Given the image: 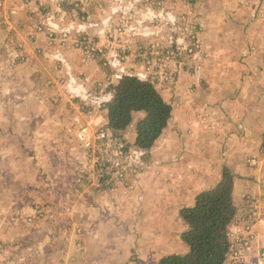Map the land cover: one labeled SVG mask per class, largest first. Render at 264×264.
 <instances>
[{"label": "rangeland", "instance_id": "1", "mask_svg": "<svg viewBox=\"0 0 264 264\" xmlns=\"http://www.w3.org/2000/svg\"><path fill=\"white\" fill-rule=\"evenodd\" d=\"M240 3L0 0L1 113L15 110L19 117H27L40 112L43 96L26 94L23 79L32 66H50L49 58L41 55L46 52L60 51L74 60L85 55L92 61L89 72H104L100 80L87 78L84 92L73 93L79 100L74 101L76 129L85 128L77 137L80 130L75 129V141L53 134L55 127L66 129L68 122L54 121L49 128L44 124L51 132L49 140H63L64 148L48 157L57 160L60 155L63 164L50 170L46 182L37 166L21 165L19 158L0 161V182L7 181L0 189V264H110L114 259H107V251L112 245L121 247V241L129 243L130 264H139V251L150 255L152 246L161 257L181 254L174 237L179 233L177 221H182L183 208L178 207L183 205L165 198L152 180V162L159 155L175 160L156 170L172 175L158 186L163 183L166 193L180 188L175 195L179 200L183 189L188 192L183 179L189 182V176L192 188L203 186L200 193L216 185L224 167L238 176L234 191L238 213L231 239L243 242L236 243L241 257L235 264H264V15L257 21L254 11ZM90 19L105 22L100 32H87L99 25ZM56 25L61 27L59 36L51 38ZM75 49L83 55H76ZM128 50L133 52L130 57L120 55ZM119 66L151 81L173 107V134L162 138L161 145L156 142L159 151L152 150L156 143L149 154L135 146L143 113L119 136L104 129L107 111L102 98ZM41 75L37 73L32 84H40ZM8 97L16 102L11 104ZM42 110L54 111L51 105ZM192 129L200 132L188 148L185 140ZM205 156L206 164L200 160ZM97 208L107 210L105 215ZM141 241L143 245L133 251Z\"/></svg>", "mask_w": 264, "mask_h": 264}, {"label": "crops", "instance_id": "2", "mask_svg": "<svg viewBox=\"0 0 264 264\" xmlns=\"http://www.w3.org/2000/svg\"><path fill=\"white\" fill-rule=\"evenodd\" d=\"M241 2L242 3H240V5L245 6V9L247 7L248 9H251L252 11H254V15H257V21H259L260 18L262 19V15H264L263 13L264 0H241ZM256 9L258 10L257 12H255ZM107 18L109 17H106L104 19L106 20ZM46 20L50 22V19L47 17H46ZM253 21H256V17L253 19ZM89 22H91L94 26H96V24H99L98 27L97 28L95 27L94 29H89L90 27H88L87 32H90L91 35L96 34L97 32H100L102 30L100 28L102 26L101 24L105 23L104 21H96L95 19H90ZM57 25L55 26V28L57 29L56 32H52L54 30H51V33H49L51 35V38L59 36L57 31L58 29L61 30L60 26L62 24H60V26H57ZM80 27L81 25H78L77 28L79 29ZM44 28H47V26H44ZM74 29L78 30L75 27H73V30ZM96 41L99 42V40L97 39ZM78 50L79 49L77 50L75 49V52H76L75 54L81 55L82 53L80 52V50L79 51ZM103 50L105 54L109 53L108 50L106 49H103ZM132 53L133 52L130 50L124 51V52L122 51L120 55H124L125 57H130ZM41 55L42 57L46 56L47 58H49L48 61L50 63V66L43 67L44 68L43 72H42L43 68L39 69L37 66L36 67L32 66V69L30 71L28 70L27 73L25 74V77L23 79V85L25 86L26 94L31 95V96L42 95L44 100L40 99L41 101H39V104L40 103L44 104L45 107L44 105H42L43 107L40 108L41 109L40 112H38L37 110L32 111L31 114L28 115L27 117H19L17 111L15 110L11 111L10 114H4L0 112V156H1L0 161H2L1 164H4L5 161H9V160L13 161V160H16V158H19L22 161L21 165H24V163H27V164H30L31 166H35V167L37 166L39 167L41 171V175L43 174L44 181L46 182L50 178L49 177L51 173L50 170L60 168L62 167V164H63L62 162L63 160H61L60 155H58L59 158L57 160H54V159L49 160L48 157H51V152L55 151L56 153H58V151L64 150V148H60V146L63 144V140L57 139L54 141V143L51 140H49V136L51 135V132L47 130V127H45L44 124L48 125V128H49L51 126L50 123L54 121L58 123V120H59L60 124L65 123V125H66V122H68L69 126L67 127L66 125V129H64L63 127L58 129V127H55L54 128L55 131L53 134L54 136H61V137L66 136L69 138L71 136V139L75 141L78 133L85 128H79L78 130L80 131L77 132L76 137L74 136L73 132L77 128L75 121H77L79 117L76 106L74 105V101L75 103H77L79 102V100L74 99L73 93L74 94L79 93L85 89V87L82 84H84V81H86L87 78H90L91 81L100 80L102 76L104 75V72L102 71V69H99V70L97 69V71L95 72H92V71L89 72L88 68L92 66V63H91L92 61H87L85 58V55L83 54L82 55L84 57L82 59H80L81 57L78 56L80 58H75V60L71 59L69 56L63 54L60 51H54V50H52L51 52L50 51L46 52L45 54H41ZM25 59L27 61L29 60V58H25ZM119 61L123 62L122 59ZM120 66H119V69L118 68L113 69V70H117V72L114 71V73H112L113 78L109 79L107 86L112 81L120 80V78L124 76V74L132 73V71H127L125 68H121ZM120 69L122 70V72L118 71ZM37 73H44V76L41 75V83L32 84V82L35 81L34 77H36ZM45 93L50 94L48 95L49 96L48 98L47 97L45 98V95H43ZM104 95L105 96L102 98L103 102L107 103L108 101L111 100L110 99L111 94L108 89L106 90ZM8 99H10L11 104H14L16 102V100L11 97H8ZM27 100L30 101V98H28ZM66 101L67 103H65ZM47 105H51L53 107L54 111L52 113L48 112L47 110H44V111L42 110L44 108H47ZM103 105L105 107V104ZM37 112L38 114H36ZM174 120H175V115L173 112V117L171 121L174 122ZM171 121L169 123V126L163 132L162 136L160 137L158 141L160 145H161L160 140L162 138L167 136V134L168 136L173 134V129H172L173 126H172ZM87 122H88V118H87ZM36 123H37V127L39 126L38 128L36 127ZM199 129H195V130L192 129L191 131L188 132V135H191L189 138L185 140V143L187 144L188 148L189 147L192 148L193 146V145H190L189 143H191L192 141H195V142L197 141V136H198L197 134H199L200 132ZM78 130L76 129V131ZM19 137L23 138L22 139L24 141L23 144H21L20 142L21 139H19ZM155 147L152 149L153 151L154 149L161 150V147L159 145H157V148ZM67 148L72 149V147H67ZM205 151H207V147H205ZM37 152H38V156L36 155ZM20 153H23V155H20ZM206 157L207 156H205V158L203 157L200 159V160L205 161V164L207 163ZM173 160L175 159H173L172 157L162 158V156L159 155L157 159H155L152 162V165L154 167L153 170H155V172H153V175H152V180L153 182L156 183L158 192L160 193L163 192L165 194V198H168L169 201L178 200V202H180L181 205H183L178 208L192 207L195 203V199L197 195L202 191V188H201L202 185L199 187L192 188V185L190 183L191 176H189V182H185V179H183V184L184 185L186 184L187 186H189L187 187L189 189H188V192H185V189H183L184 194H182V198L180 200L175 198V195L177 194L176 192L181 191L179 190L180 188L173 187V189H171L172 191H170L169 193H166L165 189L161 187L163 183L160 184V188L158 186V184L163 182L166 179V177L170 179L172 175L170 174L159 175L158 171L156 170L162 169L164 168V166L166 167L171 166ZM183 167H187V166L183 165ZM161 176H164V177H161ZM186 177L187 176H184V178ZM56 178L57 177H55V179ZM220 178H221V175L217 176L215 184L219 182ZM6 182H7L6 180H2L0 182V189H5L7 185ZM23 191L25 192L27 190L23 189ZM157 194L158 193H155L154 195H157ZM97 209H100V208H97ZM100 210H102V214L105 215V212L107 210L105 209H100ZM179 210L177 209V214H179ZM88 211H91V209H89ZM177 222L179 224V233L175 235L174 239H176V241L178 242L177 245L179 249L176 252L185 253L188 251V248L182 242L180 238L182 231H184L185 229V225L181 220H178ZM124 229L126 230L125 226H124ZM230 229H231V235L235 236V223H233ZM115 236H117V234H115ZM162 240H163V237L160 239L159 242H161ZM232 241L234 242L235 239ZM120 243L122 244L121 247H119V245L117 246L110 245L112 250H108L107 251L108 255L107 256L104 255V256H106L108 260L114 259V261L119 264H130V260L128 257L129 254H127L128 252L127 248H129V243L128 241H126L125 243L121 241ZM143 243L144 242L141 241L139 244H137L133 251L137 252L140 248L139 245H143ZM151 248H152L151 249L152 251L150 252V255L148 254V252H143L141 250L139 251L141 253L140 255L141 257H139L140 260L138 262L139 264H159L161 259L168 256L165 254L163 257H161L162 252L155 254L153 253V251L155 250L154 246H152ZM163 248H165V246H163ZM124 252H126V254ZM145 254H148V255H145ZM143 256H147V257L143 258ZM114 261H112L110 264H113Z\"/></svg>", "mask_w": 264, "mask_h": 264}, {"label": "trees", "instance_id": "3", "mask_svg": "<svg viewBox=\"0 0 264 264\" xmlns=\"http://www.w3.org/2000/svg\"><path fill=\"white\" fill-rule=\"evenodd\" d=\"M108 90L111 100L105 104L107 123L104 129L113 137L119 136L130 127L136 115L143 113L136 127L135 146L138 151L149 152L169 126L172 105L151 81L136 75L126 74L110 82ZM237 178L224 167L220 181L198 194L192 207L181 210L180 217L185 225L181 240L188 251L166 256L159 264L228 263L232 256L230 228L238 213L234 198Z\"/></svg>", "mask_w": 264, "mask_h": 264}, {"label": "built area", "instance_id": "4", "mask_svg": "<svg viewBox=\"0 0 264 264\" xmlns=\"http://www.w3.org/2000/svg\"><path fill=\"white\" fill-rule=\"evenodd\" d=\"M102 137H106V135L102 134ZM82 139V136H80ZM86 145L89 147L90 144L86 143ZM233 240V239H232ZM243 241L242 240H237L236 242L234 241L231 246V251H232V256L230 257V263L229 264H235V260H240L239 258L241 257L239 253L236 252L235 246L238 244H241ZM245 245H248V242L245 243ZM240 256V257H239ZM240 264V263H239Z\"/></svg>", "mask_w": 264, "mask_h": 264}]
</instances>
